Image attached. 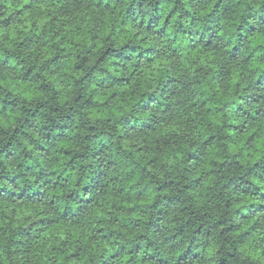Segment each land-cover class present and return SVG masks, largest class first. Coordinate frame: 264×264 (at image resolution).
I'll use <instances>...</instances> for the list:
<instances>
[{
	"label": "clouds",
	"instance_id": "1",
	"mask_svg": "<svg viewBox=\"0 0 264 264\" xmlns=\"http://www.w3.org/2000/svg\"><path fill=\"white\" fill-rule=\"evenodd\" d=\"M0 264H264V0H0Z\"/></svg>",
	"mask_w": 264,
	"mask_h": 264
}]
</instances>
